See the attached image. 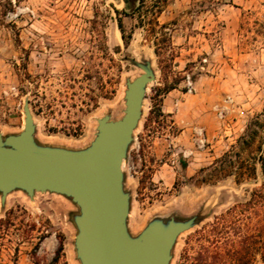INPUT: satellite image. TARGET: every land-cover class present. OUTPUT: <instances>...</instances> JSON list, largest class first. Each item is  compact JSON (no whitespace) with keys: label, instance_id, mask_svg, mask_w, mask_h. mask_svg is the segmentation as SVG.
Masks as SVG:
<instances>
[{"label":"rangeland","instance_id":"1","mask_svg":"<svg viewBox=\"0 0 264 264\" xmlns=\"http://www.w3.org/2000/svg\"><path fill=\"white\" fill-rule=\"evenodd\" d=\"M143 65L153 79L122 166L128 230L137 236L155 219L196 217L170 264H197L203 247L227 242L213 228L216 217L232 220L228 211L264 182L259 163L241 184L211 175L226 152L248 164L264 156V0H0L3 138L23 130L28 102L38 145L88 147L100 118L124 114L127 80L145 73ZM170 92L209 106L190 133L163 111ZM244 213L253 232L264 207ZM79 214L61 193L16 188L5 202L0 193V264H82ZM253 264H264L260 253Z\"/></svg>","mask_w":264,"mask_h":264},{"label":"water","instance_id":"2","mask_svg":"<svg viewBox=\"0 0 264 264\" xmlns=\"http://www.w3.org/2000/svg\"><path fill=\"white\" fill-rule=\"evenodd\" d=\"M143 68L145 73L127 80L124 114L114 120L109 115L100 118L96 136L86 148L38 145L28 102L23 130L0 136L2 202L16 188L30 196L51 191L70 197L80 208L75 246L82 264H170L178 235L196 220L155 219L137 236L128 230L130 200L122 166L143 113L147 84L153 79L150 65Z\"/></svg>","mask_w":264,"mask_h":264},{"label":"trees","instance_id":"3","mask_svg":"<svg viewBox=\"0 0 264 264\" xmlns=\"http://www.w3.org/2000/svg\"><path fill=\"white\" fill-rule=\"evenodd\" d=\"M119 27L123 32L121 22H119ZM257 163L261 164L264 174L263 155L257 158L255 164H248L246 160L242 159L240 152H226L221 158L214 161L211 175L215 177L234 175L236 183L241 184L248 177H256ZM255 205L264 207V182L260 187L254 188L250 192L249 200L235 205L228 211L227 215L234 212V215H231L232 220L226 217V214L216 217L213 228L219 237L225 235L227 242L223 244L216 239L212 251L208 247H203L205 257H203V261L197 264H212L206 259L211 257L215 259L214 264H253L256 253H260V258L264 262V215L260 214L257 224L253 226V232H250V228L244 221L249 218L244 211L251 206L255 209ZM232 228L235 230L234 235L237 238L231 240L229 235ZM255 251L257 252L255 253Z\"/></svg>","mask_w":264,"mask_h":264},{"label":"crops","instance_id":"4","mask_svg":"<svg viewBox=\"0 0 264 264\" xmlns=\"http://www.w3.org/2000/svg\"><path fill=\"white\" fill-rule=\"evenodd\" d=\"M239 9L241 8L239 7ZM195 56L196 55H194V57ZM171 95H173V92H170L166 97H164L162 105L163 111L171 114V116L175 119V122L183 128V133H190L194 126L197 127L199 125L198 123L204 119L203 115L206 114L205 110H207V107L209 106L207 104V106L205 104L193 105V98L186 102L179 97L175 99V97H171ZM201 117L202 119H200Z\"/></svg>","mask_w":264,"mask_h":264},{"label":"built area","instance_id":"5","mask_svg":"<svg viewBox=\"0 0 264 264\" xmlns=\"http://www.w3.org/2000/svg\"><path fill=\"white\" fill-rule=\"evenodd\" d=\"M192 84H193V82L190 80V76L188 75V76H187V85H188L189 87H191ZM219 116H220V117H223V116H224V112H223V110H219Z\"/></svg>","mask_w":264,"mask_h":264},{"label":"bare ground","instance_id":"6","mask_svg":"<svg viewBox=\"0 0 264 264\" xmlns=\"http://www.w3.org/2000/svg\"><path fill=\"white\" fill-rule=\"evenodd\" d=\"M139 73V72H138ZM137 73L136 72H129L128 74H127V76H135Z\"/></svg>","mask_w":264,"mask_h":264}]
</instances>
